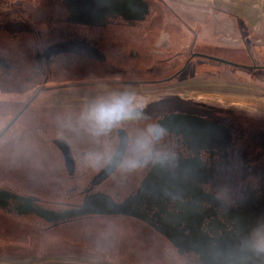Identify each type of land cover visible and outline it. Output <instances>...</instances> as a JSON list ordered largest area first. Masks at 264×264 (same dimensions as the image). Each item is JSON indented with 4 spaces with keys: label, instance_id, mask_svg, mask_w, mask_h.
<instances>
[{
    "label": "rangeland",
    "instance_id": "obj_1",
    "mask_svg": "<svg viewBox=\"0 0 264 264\" xmlns=\"http://www.w3.org/2000/svg\"><path fill=\"white\" fill-rule=\"evenodd\" d=\"M4 1L0 3V29L6 31L11 26L21 25L25 16L35 22L44 21L39 27L49 30L53 24L47 21L54 20L56 12L60 11L51 0ZM148 1L152 15L159 14L157 24L146 28L143 34L134 33L136 38L132 37L134 34L121 37L117 46L125 47V50L136 48V54L147 67L158 65V60L176 53L187 52L189 47L193 52L216 57L224 55L222 59L233 63L264 66V0H155L159 4ZM62 2L65 5L64 0ZM233 11L244 23V28L236 29L227 14H234ZM45 16L47 19H43ZM186 59L187 56L176 59L174 70L161 78L181 69ZM203 60L192 59L188 71L171 82L137 89H112L109 93L114 94L113 98L95 103L115 105L126 102L129 94L133 103L170 95L264 117V70L240 69ZM0 84L1 132L21 108L15 103L22 104L23 101L11 93L7 87L10 82L4 75ZM86 91L61 90L56 93H77L87 97ZM95 92L97 97L106 94L102 90ZM28 116L21 118L0 138V187H12L19 195L54 202L79 201V196L67 200L65 194L70 195L71 187L78 190L85 187L105 156L80 157L77 172L72 179L68 178L59 157L47 154V148L33 138L35 121H30ZM43 119L44 116L39 115L36 123ZM248 136L253 147L264 151V134L258 128ZM247 144L248 141L244 147ZM129 155L136 157L138 154ZM247 155L259 164L264 180V154ZM133 178L124 170H117L96 186V190L107 192L118 201L130 190ZM175 255L165 242L130 219L93 217L50 227L33 216L12 217L0 211V264H173L169 257L175 259Z\"/></svg>",
    "mask_w": 264,
    "mask_h": 264
},
{
    "label": "flooded vegetation",
    "instance_id": "obj_2",
    "mask_svg": "<svg viewBox=\"0 0 264 264\" xmlns=\"http://www.w3.org/2000/svg\"><path fill=\"white\" fill-rule=\"evenodd\" d=\"M56 1L57 3L54 4L60 11L56 12L54 20L50 18L47 21L53 24L49 30L39 27L40 22L44 21L35 22L27 16L21 21V25L11 26L8 31L0 29V79L2 75L8 78L10 84L7 87L12 94L18 95L23 101L22 104L15 103L21 105V108L10 121L14 120L21 111L22 113L6 132L21 118L29 115L30 121H35L33 138L47 148V154H55L59 157L61 168L70 179L78 170L77 160L80 157H87L89 154L105 156L97 174L116 153L121 141H125L124 157L116 171L124 170L127 174L134 176L130 190L123 198L116 201L107 192L96 190V186L104 180L94 185L93 189L87 193L101 192L109 195L115 202H121L129 195H134L141 180L155 165L166 169L167 172H174L178 170L177 166L180 163L187 160H195L199 169L207 174L199 188L219 198L228 206L236 207L237 201L248 198L250 194L264 196L262 169L253 158L247 155L264 154L259 147H253L248 138V135L256 128L264 134V117L248 115L215 104L178 99L170 95L160 96L149 102H134L135 111H126V102L115 105L95 103L113 98L114 94L109 93L112 89L128 90L143 86H157L171 82L175 78H181L188 71L192 61L189 59L193 52L191 47L187 49V52L178 53L181 56H187L185 68L181 70L183 66L162 79V75L168 74L175 68L176 59L171 58L172 56L158 60V65L153 64L147 67L146 63L142 62L141 56L136 54V48L125 50V47H117L121 37L128 34L131 36L136 32L143 34L146 28L152 26L144 21L149 11L139 20H127L115 15L106 17L100 25L90 26L68 21L65 5L62 0ZM142 1L147 3L146 0ZM148 8L147 4V10ZM64 13L65 17H63ZM43 19H47L46 16ZM135 36V34L132 35L133 38H136ZM62 42L89 45L102 55V59L72 52L57 54L47 52L50 47ZM184 50L182 48V51ZM1 87L2 84H0ZM85 89L88 90L86 94L84 93L87 97L77 93H56L61 90ZM96 90H102L106 94L97 97ZM111 105L119 109L123 118L144 119L149 116H158L159 121L143 127L119 129L98 127L93 116L100 108ZM39 115H43L44 119L36 123ZM211 125L219 129L217 134L210 128ZM262 137L259 138L262 140ZM246 141L249 144L244 147ZM63 154H70L72 157L71 175L68 174L64 164ZM129 154L138 155L131 157ZM92 178L81 190L71 187L70 195L65 194L67 200L79 196V201L74 203L31 197L38 198L36 202L38 206L50 210L60 211L78 207L86 195L83 193L84 190L90 188ZM0 189L16 193L11 187H0ZM12 204L13 202H10L9 208ZM0 211L6 215L18 217L17 214L7 210L0 209ZM125 218L139 222L148 233L169 244L175 254L195 257L196 262L201 264L193 253L179 254L165 237L144 222ZM73 220L56 225L41 221L48 226L56 227Z\"/></svg>",
    "mask_w": 264,
    "mask_h": 264
},
{
    "label": "water",
    "instance_id": "obj_3",
    "mask_svg": "<svg viewBox=\"0 0 264 264\" xmlns=\"http://www.w3.org/2000/svg\"><path fill=\"white\" fill-rule=\"evenodd\" d=\"M64 2L70 22L90 26L100 25L107 16L142 19L148 13L147 3L142 0ZM47 52H72L102 59L96 49L78 42H62L50 47ZM194 58L234 68L264 70V66L254 63L246 66L199 52L190 54L189 59ZM14 120L2 130L0 137ZM210 128L216 134L219 132L217 127L211 125ZM124 149L125 141H121L116 153L92 178L90 188L84 190L86 195L78 207L50 210L38 206L36 197L0 189V209L18 216L34 215L54 225L86 216H125L144 222L165 237L179 254L193 253L201 264H264V196L250 194L248 198L237 201L236 207L228 206L199 188L207 174L199 169L195 160L183 161L174 172H167L155 165L141 180L136 193L121 202H115L101 192L87 194L94 185L106 180L121 165ZM63 158L68 174L71 175L72 157L63 154ZM10 202H13L11 208Z\"/></svg>",
    "mask_w": 264,
    "mask_h": 264
},
{
    "label": "clouds",
    "instance_id": "obj_4",
    "mask_svg": "<svg viewBox=\"0 0 264 264\" xmlns=\"http://www.w3.org/2000/svg\"><path fill=\"white\" fill-rule=\"evenodd\" d=\"M125 110H136L130 94L128 100L126 101ZM93 120L98 127L119 129L128 127H143L148 124H154L159 121V117L149 116L144 119L123 118L119 109L111 105L100 108L93 116Z\"/></svg>",
    "mask_w": 264,
    "mask_h": 264
},
{
    "label": "trees",
    "instance_id": "obj_5",
    "mask_svg": "<svg viewBox=\"0 0 264 264\" xmlns=\"http://www.w3.org/2000/svg\"><path fill=\"white\" fill-rule=\"evenodd\" d=\"M147 1V4H148V6H149V8H148V11H149V14H148V16L146 17V19L144 20L145 22H147V23H150V24H152V27L155 25V24H157L156 23V19H157V17L156 16H159V14H156V16L154 15H152V13H151V9H152V7H151V3L148 1V0H146ZM153 2H154V4H158L159 2L158 1H155V0H152ZM1 3H3V2H5L4 0H1L0 1ZM51 2H53V3H57V1L56 0H51ZM158 2V3H157ZM223 12V11H222ZM146 14V15H147ZM228 14V16L231 18V19H233V22H234V24L237 26V30H240V29H242V28H244V23L242 22V20H240L239 19V17L238 16H236V15H234V14H232V13H227ZM64 15H65V13H64ZM150 15H152V16H150ZM161 17H162V13H161ZM183 58V57H186V56H181V54H178V53H176V54H174V56H172L171 58H173V59H178V58ZM194 60V59H193ZM195 60H198V61H204L203 59H200V58H195ZM205 61H207V60H205ZM208 62H212V61H208ZM212 63H214V62H212ZM12 188V187H11ZM34 217V216H33ZM119 217V216H118ZM121 217V216H120ZM86 218H93V217H90V216H88V217H86ZM122 218H125V217H122ZM34 219H36L38 222H40V223H44L45 225H47L45 222H43V221H41L40 219H38V218H36V217H34ZM81 219H84V218H81ZM81 219H74L73 221H75V220H81ZM139 223V222H138ZM50 227H54V226H50ZM168 246L169 247H171L169 244H168ZM170 258V260L173 262V264H198L197 262H196V258L194 257H188L187 255H178V254H176L175 255V259L173 258V256H170L169 257Z\"/></svg>",
    "mask_w": 264,
    "mask_h": 264
},
{
    "label": "crops",
    "instance_id": "obj_6",
    "mask_svg": "<svg viewBox=\"0 0 264 264\" xmlns=\"http://www.w3.org/2000/svg\"><path fill=\"white\" fill-rule=\"evenodd\" d=\"M234 12V11H233ZM234 15H236V16H238L235 12H234ZM239 17V16H238ZM240 18V17H239ZM232 54V53H231ZM220 56V58H221V56H224V55H218V57ZM239 61V60H238ZM243 65V64H242Z\"/></svg>",
    "mask_w": 264,
    "mask_h": 264
}]
</instances>
